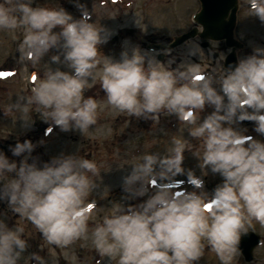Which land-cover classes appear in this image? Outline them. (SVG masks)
<instances>
[{"label":"clouds","instance_id":"obj_1","mask_svg":"<svg viewBox=\"0 0 264 264\" xmlns=\"http://www.w3.org/2000/svg\"><path fill=\"white\" fill-rule=\"evenodd\" d=\"M30 5L31 0H0V30H23L22 48L33 63L58 49L49 62L68 69L49 67L31 87L26 102L37 105L42 118L62 131L83 133L93 126L98 104L84 91L98 74L107 105L117 111L145 119L164 111L196 124L188 134L203 139L201 166L222 178L210 198L197 191H172L165 182L135 205L113 201L91 230L97 253L115 258L116 264H194L207 247L220 264H232L251 221L264 225V142L233 127L249 120L264 135V47H254L225 68L218 85L210 76L197 79L190 71L173 69L171 61L161 62L139 47L122 51L118 60L105 56L96 73L98 46L107 36L90 22V13L77 4V19L62 7ZM247 7L264 23V0H248ZM205 105L212 111L197 123ZM34 147L28 139L9 146L18 162L0 150V201L26 217L49 244L64 247L88 232L85 199L95 185L87 173L95 174L96 166L73 154L38 166L31 158ZM184 150L177 141L166 156L145 154L122 178L123 191L133 198L145 196L152 176L167 181L181 173ZM5 174L9 178L3 182ZM187 178L202 189L203 181L190 171ZM22 233L21 226L0 219V264H18L28 247ZM30 260L46 264L37 253Z\"/></svg>","mask_w":264,"mask_h":264},{"label":"rangeland","instance_id":"obj_2","mask_svg":"<svg viewBox=\"0 0 264 264\" xmlns=\"http://www.w3.org/2000/svg\"><path fill=\"white\" fill-rule=\"evenodd\" d=\"M239 1L245 3L248 0ZM77 4L90 13V22L102 28L107 36L106 42L98 46L99 63L96 73H99L105 56L118 60L122 51H129L132 47H139L141 51H147L149 55H154L157 60L166 64L171 61L170 67L173 69H176L174 65L181 56V70L190 71L193 78L200 75H196V72H200L197 70H203L192 61L190 56L194 52L191 47L182 49L177 46L170 50L156 51H149L145 47L146 35L155 42H167L158 41L162 34L168 38L175 35L185 22H189L191 13L198 8L197 0H31L30 6L53 9L62 7L73 18L78 19L81 9ZM23 34V30L19 29L0 30V113L4 115L0 116V129L4 130L5 137L10 141L23 142L28 139L33 142L35 147L31 158L36 159L38 166L44 159L47 162L54 156L73 154L94 162L96 172L87 173L95 185L85 199V205L90 209L88 232L85 237L64 247L49 244L26 217L13 213L6 200L0 201V219L9 226H21L22 236L28 243L18 264H31V253L42 256L46 264H116L115 258L109 260L98 254L91 242L92 228L102 222L113 201L135 205L165 182L172 191H197L206 193L210 198L212 189L222 178L201 166L203 139L188 134L189 129L194 128L196 124H189L178 115L164 111L149 119L131 117L117 111L107 105L98 74L84 91L85 97L91 96L98 104L97 118L93 126L83 133L72 129L62 131L50 120L42 118L38 106L26 102L31 95V87L49 67L68 69L62 64L49 62V57L57 54L58 49H49L39 61L33 63L31 55H26L22 48ZM249 44L253 42L250 41ZM249 48L251 47H248L247 51ZM234 59L236 61V57ZM215 81L218 85V80ZM211 111V106L205 105L198 113L197 123ZM233 127L246 137L264 142V135L254 131L252 121L242 120ZM177 141L185 145L181 173L167 181H162L156 175L152 176L146 181L149 191L145 196L133 198L123 191L122 178L131 171L132 166L140 162L145 154H170ZM10 156L11 153L9 158ZM19 159L20 157L18 161ZM189 171L203 181L202 189H195L189 183ZM8 178L9 175L5 174L3 182ZM248 228L258 232L262 240L254 248L251 261L244 262L239 254L232 264H264V225L253 220ZM194 264L220 262L215 253L206 247L204 254Z\"/></svg>","mask_w":264,"mask_h":264},{"label":"flooded vegetation","instance_id":"obj_3","mask_svg":"<svg viewBox=\"0 0 264 264\" xmlns=\"http://www.w3.org/2000/svg\"><path fill=\"white\" fill-rule=\"evenodd\" d=\"M247 3L248 1L240 3V1L237 0L236 9L233 13L230 8L227 11H221L220 23L216 31L204 29L202 25L194 19V16L200 10V6L191 13L188 19L189 22H185L183 27L179 29L177 34L190 30L194 32L193 37L178 46L179 48L182 47V49L187 47L192 48L191 50L194 52V54L190 56L192 61L195 63V66L203 69L197 70L200 72H196V75L200 73L199 76H210L214 81L219 80L224 74V69L231 67V65H225V58L230 52L234 53L237 63L238 58L250 55L256 45L264 47V23H261L254 15L248 14L249 8L247 7ZM231 19L233 20L232 23ZM222 33L228 34V36L219 38L214 37V35L218 36ZM162 36H160L158 41L167 40L163 34ZM145 38L147 39L145 47L155 42L151 41V38L147 35ZM250 41H252L253 44H249ZM248 47H251L249 51H247ZM177 60V64L180 65L182 63V57L179 56ZM177 69H181V67H177ZM4 113L6 112L4 111ZM0 116L3 117L4 115L0 113ZM0 132H2V135H0V150L4 151L5 155L9 157V146L14 145V141L16 140L10 141L5 137L4 130L0 129ZM10 158L12 159V156H10ZM14 159L18 162V157Z\"/></svg>","mask_w":264,"mask_h":264},{"label":"water","instance_id":"obj_4","mask_svg":"<svg viewBox=\"0 0 264 264\" xmlns=\"http://www.w3.org/2000/svg\"><path fill=\"white\" fill-rule=\"evenodd\" d=\"M201 10L200 16L205 17L204 27L217 28L219 27L221 19V11L227 10L229 7L235 9L236 0H200ZM233 21V20H232ZM232 23V22H231ZM192 36V32L176 36L169 44L164 46L165 49H170L187 38ZM228 36V34H219L216 37ZM233 62V59H232ZM260 236L254 231L248 230L246 234L242 235L239 242V250L245 261L252 259V250L258 244Z\"/></svg>","mask_w":264,"mask_h":264},{"label":"snow or ice","instance_id":"obj_5","mask_svg":"<svg viewBox=\"0 0 264 264\" xmlns=\"http://www.w3.org/2000/svg\"><path fill=\"white\" fill-rule=\"evenodd\" d=\"M197 79H199V77H196ZM207 207V206H206Z\"/></svg>","mask_w":264,"mask_h":264}]
</instances>
